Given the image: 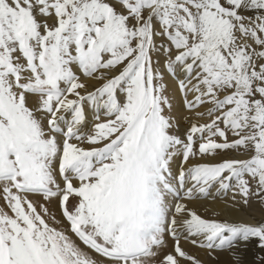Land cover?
<instances>
[{"label":"snow or ice","instance_id":"6c2138e0","mask_svg":"<svg viewBox=\"0 0 264 264\" xmlns=\"http://www.w3.org/2000/svg\"><path fill=\"white\" fill-rule=\"evenodd\" d=\"M210 261L264 264V0H0V264Z\"/></svg>","mask_w":264,"mask_h":264},{"label":"bare ground","instance_id":"6f19581e","mask_svg":"<svg viewBox=\"0 0 264 264\" xmlns=\"http://www.w3.org/2000/svg\"><path fill=\"white\" fill-rule=\"evenodd\" d=\"M170 94H171V92H170ZM179 101H180L179 94L176 93L175 94V103H176L177 107H179ZM184 127H186V125H182L181 126V131H183V128ZM209 207L219 208L220 206L219 205H209ZM221 218H224V217H221ZM230 218H244V219H247V217L244 216V214H242V213H240V214H238V213H232V214H230ZM209 264H213V262L210 261Z\"/></svg>","mask_w":264,"mask_h":264},{"label":"rangeland","instance_id":"374dc122","mask_svg":"<svg viewBox=\"0 0 264 264\" xmlns=\"http://www.w3.org/2000/svg\"><path fill=\"white\" fill-rule=\"evenodd\" d=\"M256 214L259 215V210L258 209L256 210Z\"/></svg>","mask_w":264,"mask_h":264}]
</instances>
